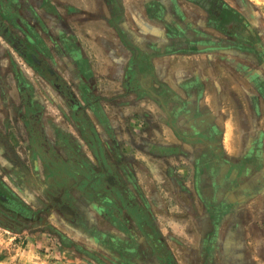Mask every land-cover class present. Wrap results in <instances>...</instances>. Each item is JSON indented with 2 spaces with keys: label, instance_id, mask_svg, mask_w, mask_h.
Wrapping results in <instances>:
<instances>
[{
  "label": "crops",
  "instance_id": "obj_1",
  "mask_svg": "<svg viewBox=\"0 0 264 264\" xmlns=\"http://www.w3.org/2000/svg\"><path fill=\"white\" fill-rule=\"evenodd\" d=\"M52 1L71 14L69 28L96 71L95 90L112 102L111 108L110 97L122 86L123 108L139 109L151 98L165 110L173 131L148 145L153 154L170 157L175 166L167 174L185 181L170 186L162 175V158H149L132 175L130 187L143 196L155 224L150 237L137 232L138 248L131 249L136 263L162 264L169 256L170 264H264L262 24L255 25L262 36L238 48L206 28L202 3L191 0ZM195 30L213 34L217 42L194 46L187 39ZM106 114L108 133L97 121L98 134L105 148L121 157L118 143L127 142L130 150L129 135L115 134L117 117L107 109ZM204 160L212 161L202 165ZM61 221L87 236L82 228ZM86 222L101 227L103 220L91 211Z\"/></svg>",
  "mask_w": 264,
  "mask_h": 264
},
{
  "label": "flooded vegetation",
  "instance_id": "obj_2",
  "mask_svg": "<svg viewBox=\"0 0 264 264\" xmlns=\"http://www.w3.org/2000/svg\"><path fill=\"white\" fill-rule=\"evenodd\" d=\"M36 1L37 5H26L24 10L16 0H0V44L5 42L14 50L0 59V66L7 59L12 67L4 72L0 68V98L7 112L0 124V155L12 163V174L8 177L18 187L12 188L0 174V209L22 221L32 218L34 224H42L45 218L49 220L56 215L82 228L87 236L110 251L117 264H137L131 249L138 248L137 232L149 233V237L154 233L153 217L145 208L143 196L135 195L130 187L134 179L121 157L106 149L107 143L100 139L97 121L108 133L109 120L102 109L103 96L94 91L89 60L83 57L72 34L59 31L58 40L57 36L49 35L45 26L33 23L38 9L53 10L48 0ZM191 1L202 3L206 28L218 31L235 47L239 48L242 42H256L262 36L246 7L242 12L226 0ZM192 33L187 40L194 46L217 42L208 32ZM46 38L57 50L60 45L69 56L67 71L73 74L74 85L58 72ZM28 72L41 78L61 97L60 123L58 118L49 116ZM163 96L166 98L165 91ZM167 96L174 99L172 94ZM172 109L175 111L177 107ZM171 115L173 120L177 119L174 113ZM12 124L22 130L17 144L9 140ZM210 161L204 160L202 165ZM91 211L108 227H90L86 220ZM151 243L158 251L153 238ZM164 260L162 264L171 263L169 256Z\"/></svg>",
  "mask_w": 264,
  "mask_h": 264
},
{
  "label": "rangeland",
  "instance_id": "obj_3",
  "mask_svg": "<svg viewBox=\"0 0 264 264\" xmlns=\"http://www.w3.org/2000/svg\"><path fill=\"white\" fill-rule=\"evenodd\" d=\"M5 1L8 2L9 0ZM38 1L41 2V0ZM229 1L242 12L246 11L244 10V7H246L251 15H253L255 22L262 24L264 28V0H237V2L236 0ZM16 2L20 3L24 10H27V8H25L26 5L35 6L38 3L36 0H16ZM48 2L51 4V8L53 10L47 11L41 8L38 9L39 15H37V20L33 18L34 22H32L37 26H45L49 35H53L54 38H56V36L58 38L57 34L59 31H63V28H68V30L63 32L71 35L72 32L69 28V24H72V22H69L68 17L71 16V14L67 11L65 12L63 8L59 9V2H53L52 0H48ZM64 25L66 27H64ZM58 40H60V38H58ZM75 40L77 41V39ZM46 41L48 42L49 50L52 52L50 53L52 55L51 57L56 64V67H58V72H61L65 76L66 81H69L74 85V76L73 74L70 75L67 71V64L70 62L69 56L63 53L64 51L60 45L59 50H57L50 39L46 38ZM10 52L13 53L14 50L11 47H8L5 42L0 44V59L1 57L6 58V55L10 54ZM2 62L3 65L0 66V68L3 70V72L5 69H12V67L9 65L10 62L7 59H4ZM93 68L94 65L92 64L91 70L94 73L96 71ZM3 72H1V74ZM31 74L32 73L29 72L27 73L28 76H31V79L36 85L35 89L40 100H43L47 106V111L50 112L49 116L55 117L56 119L58 118L60 121L63 112L62 107L61 109L58 108L60 104H63L61 97L50 86H47V84L42 81L41 78ZM105 75H100L98 78H103ZM12 84L14 85L13 81ZM95 88L97 87H94V91L99 96L101 91L98 92V90H95ZM124 93V89L122 86H120L119 92L111 95L112 97L110 98H113V103L115 105L113 108H111L112 102H110V100L107 101L105 97H103L104 101L101 103L103 112L106 113L107 109L110 117L112 114L113 116L117 117L119 124H116V127L114 128L116 133L115 131L114 133L129 135L127 140L130 150L127 147V142L119 141L118 143L122 148V162L128 167L130 166V172L132 173L131 175H133V173H135L136 167L139 168V164L142 162H148L149 158H162L160 160L162 162L165 161V163L163 164L161 161L158 162L161 163L160 165L162 166L163 171L162 175L167 177V181L169 182L170 186L173 184L176 185L177 181L184 182L186 177H181L180 179L179 176L174 177L171 176L170 173H166L171 171L175 166L171 164L169 160L170 157H168L167 160L165 157L163 158L157 154H153L151 147L148 145V143H152V145L158 144L159 139L165 137V132L170 131L171 134L173 133L172 128L170 126V129L168 128L169 124L165 110L151 98H147L146 102L141 100L143 103L140 105L139 109L129 110L123 108V105L126 104V101L122 100L121 98ZM136 101H138V98L133 100V102ZM6 116L7 112L3 110L2 100L0 98V124ZM11 127V136L9 140L12 143L17 144L19 142L18 137L21 136L19 132L22 133V130L16 124H12ZM150 151L151 154L149 153ZM135 153L136 156L137 154H140L144 157L137 158ZM147 153L150 155L147 156ZM156 161L157 160H155V162ZM173 161H175V159H173ZM11 164L12 163L10 162L9 158L0 155V174L5 178L6 182L12 188H14L16 186H13L8 177L10 174H12ZM22 186L26 187L24 184H22ZM16 188L18 189V187ZM21 188L22 187L20 186V191L22 190ZM53 217L55 218L53 219ZM24 220L25 221L16 219L12 215L0 209V264L118 263L114 262V260L112 261L109 252L99 246L94 240L91 241L88 239L89 237L83 236L82 234H79L78 231L64 226L61 219L56 215H52L49 220L45 218L42 224H34L33 219L32 221L27 220V218ZM102 226L108 227L104 222L102 223ZM55 229L65 232L72 242H64L57 234Z\"/></svg>",
  "mask_w": 264,
  "mask_h": 264
},
{
  "label": "trees",
  "instance_id": "obj_4",
  "mask_svg": "<svg viewBox=\"0 0 264 264\" xmlns=\"http://www.w3.org/2000/svg\"><path fill=\"white\" fill-rule=\"evenodd\" d=\"M55 231L57 232V234L60 236V238L64 241V242H72V240L70 238H68L67 236L63 235L61 232H59V230L55 229Z\"/></svg>",
  "mask_w": 264,
  "mask_h": 264
},
{
  "label": "water",
  "instance_id": "obj_5",
  "mask_svg": "<svg viewBox=\"0 0 264 264\" xmlns=\"http://www.w3.org/2000/svg\"><path fill=\"white\" fill-rule=\"evenodd\" d=\"M27 220H31V221H32V219H31V218H27Z\"/></svg>",
  "mask_w": 264,
  "mask_h": 264
}]
</instances>
